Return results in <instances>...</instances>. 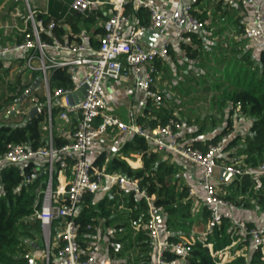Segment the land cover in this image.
Masks as SVG:
<instances>
[{
  "label": "trees",
  "instance_id": "trees-1",
  "mask_svg": "<svg viewBox=\"0 0 264 264\" xmlns=\"http://www.w3.org/2000/svg\"><path fill=\"white\" fill-rule=\"evenodd\" d=\"M3 1L0 0V6ZM16 7H19L22 11L24 10L22 0L10 2L6 7L7 14L14 11ZM62 9L64 8L61 4L55 2V0H50L49 13L36 12V22L39 23L38 30L41 40L53 45V37L55 36L63 42L75 40L81 43L80 38L74 39L73 36L79 34L80 29L78 26L83 21L80 17H69L62 22H58L61 19L58 12ZM98 12L95 13L96 16L107 19L103 16V13ZM126 12L136 16L140 25L149 23L148 14L143 9L135 11L130 5L127 7ZM91 15L88 17L83 16L87 18L84 19V22L91 23L94 19H97L96 16ZM6 17L4 16L0 20ZM53 20L56 22V27L54 30L49 31L47 26ZM66 24L71 25L73 34H68L65 29ZM27 26V31H31L30 24ZM101 33L103 35L104 30ZM23 39V33L17 34V36L11 33L4 35V31L0 30V46L12 42L22 43ZM195 39L194 34L192 43ZM92 45L97 47L99 44L92 42ZM184 46L186 45L184 44ZM188 47L186 46V48ZM30 53V51H25L18 53L14 58L0 60V159L6 154L9 144H21L31 150L48 146V139L44 135L45 132L48 133L49 131H43L42 129V123L48 120L47 108L45 107L46 98L44 96L38 95L36 97V101L43 111L37 114L34 119H29V114H11L8 118L6 117L9 108L20 102L30 86L41 77V72H32L31 82L23 85L19 77L15 80L9 79L10 67H6L5 62H17L19 66H22V70L26 71L25 64ZM238 63L240 67L235 72V89L230 90L218 86L221 91L219 108L222 112L227 107L229 109L225 129L205 142L195 140L203 134V129L193 132L189 136L187 135V139L183 140L202 151H205L210 144L222 142L223 147L218 157V166L239 163L243 169H257L264 165V50L258 59L252 56V51L249 50L238 57ZM228 67L225 70L227 72L230 71ZM77 78L78 75H71L67 68L55 69L51 74V89H71L74 87ZM238 108L239 111H237ZM60 111L61 109L58 106H53L52 136L56 148H61L70 143L71 137L66 132L68 129L74 128L77 123L75 118L69 127L63 129L58 127L60 129L55 131V128H57L55 118H57ZM239 116L250 120L247 129L241 133L235 131L236 119L241 118ZM17 117H19L20 122L17 121ZM170 119L183 122V119L175 115L174 110L164 104L163 101L156 104L155 101L151 100L146 117L138 118L137 122L144 129L151 131L158 126L167 124ZM61 129L64 133L61 132ZM183 132L182 130L180 134ZM189 137L193 141L188 142ZM132 154L141 156L143 161L141 169H132L122 159V157L127 158ZM106 160L105 153H102L95 160L94 166L102 169L106 165L105 171L108 174L119 173L128 179H136L139 181L141 189H144L148 195L155 196V205L162 206L169 214V217L164 219L161 224L162 231L188 230L193 223L200 226L209 221L210 210L207 207H204L199 215L192 216V200L189 198L188 187L178 186L174 166L161 159L156 149L144 137L138 134L129 135L119 154L113 156L108 163H106ZM72 165L71 160L63 159L61 156L54 159L53 187L57 185L59 171H64L68 178L72 177ZM133 165L137 164L133 163ZM48 166V160L45 158L34 157L22 163L19 167L10 164H5L2 167L0 182V264H31L29 252L32 243L36 242L42 233L40 221L35 217V211L41 207L44 191L48 186ZM21 172L25 175L36 173L37 177L32 183L24 184L22 183L24 177ZM117 188H112L110 195L102 197L101 191L86 193L77 205L74 220L79 228L78 242L83 252H86L94 242L102 223L107 227L116 222V219H114L116 213L112 207L118 202ZM230 189V192L226 191L225 199L234 203L236 207L259 208L260 211H264V176L258 179L249 175L235 176ZM121 193L123 194L124 204L129 210L127 213L128 222L116 225L115 230L118 233L124 232V236L120 239L118 236H111L109 251L114 253L116 251L114 245H122L117 255L124 256L130 252L129 250L135 252L133 257L129 256L127 264H152L153 249L150 247L148 232L140 229L134 235L130 226V220L136 223L140 220L142 222L147 221V202L144 198L137 197L133 192L124 193L121 191ZM65 204H68V202H65ZM250 226L253 227L251 224ZM200 228L204 229V227ZM233 235L232 222L229 219H224L220 225L212 228L210 233H206L204 241L196 240L193 243L188 264H264V256L261 251L255 250L246 237ZM233 238L240 240L238 249L246 248L244 254L227 263H221L219 258L214 259L211 256L209 246H211L213 252L229 249L232 247ZM181 240L182 238L179 235L168 237V241L171 243L181 242ZM56 254L57 250L50 254L49 264H60L57 261ZM165 257L167 264H175L180 258L171 248L165 249Z\"/></svg>",
  "mask_w": 264,
  "mask_h": 264
},
{
  "label": "built area",
  "instance_id": "built-area-1",
  "mask_svg": "<svg viewBox=\"0 0 264 264\" xmlns=\"http://www.w3.org/2000/svg\"><path fill=\"white\" fill-rule=\"evenodd\" d=\"M28 15L25 23L30 24L31 31L21 29L24 34L22 43L0 46V56L5 54L30 51L25 68L27 72L39 71L41 77L35 86L26 110L9 109L6 115L29 114L33 107H41L36 97L41 90L46 98L48 120L44 130L50 131L47 147L38 150L28 149L21 144H9L6 154L0 159V182L2 167L10 164L19 167L22 163L34 157H43L48 160L49 180L44 191L41 207L35 211V217L40 221L41 229L48 241L47 259L49 260V242L56 233L58 248L57 257L63 264H94L101 253V245L93 242L86 252H83L78 242L79 228L75 223L76 207L86 193H97L106 186L107 181L113 182L121 191L133 192L137 197L144 198L148 205L147 221L136 223L135 229L146 230L149 235L150 247L155 250L156 263L167 264L165 249L171 248L180 258V264H188L193 242L171 243L161 239L158 220L166 217L167 212L162 206L155 205V196L148 195L139 186L136 179H128L119 173L108 174L104 169H98L88 159V150L91 143L111 131L118 130L128 135L138 134L144 137L157 151H167L193 163L202 171L201 186L211 205L208 230L220 225L224 219L232 222L233 233L246 237L255 250L264 253V226L251 227L247 222L232 216L236 206L225 199L226 190L216 179L218 157L223 147L222 142L210 144L205 151L187 144L180 132L183 125L176 119L153 130H145L140 125L129 124L119 117L109 113L105 99V92L112 81L128 82L127 93H140L148 100L160 102L162 97L156 89V63L160 58H169V47L173 41L180 44H191L194 33L203 30L204 22L195 15V8L200 0H179L181 19L166 16L158 0H73L70 11L88 17L105 5H109L111 13L103 23L104 34L100 37L99 46L79 43L63 42L53 37V45L43 42L36 22V12L33 11L28 0ZM216 3H239L250 7L251 17L246 21L244 35L247 39H259L264 45V0H209ZM132 6L135 11L143 9L147 12L149 23L137 26L129 35L126 29L131 21V13L127 7ZM41 23V22H40ZM56 22L51 21L47 29L54 30ZM172 29V30H171ZM149 31H156L157 38L147 45L142 38ZM49 47L72 54H84L71 60L57 61L46 54ZM67 68L71 75L81 76L71 89H51V74L55 69ZM32 86V87H33ZM87 86L84 98L78 103H71L69 96L76 94ZM35 93V95H34ZM27 99V100H28ZM25 100V101H27ZM23 102V101H22ZM21 103V100L20 102ZM18 103V104H19ZM16 104V105H18ZM58 106L59 119L71 125L76 118L77 123L71 129V141L61 148L53 144L52 136V108ZM239 111V108L237 109ZM61 156L73 162L71 178L63 187L53 190L54 159ZM224 170L232 176L249 175L257 179L264 176V165L257 169H243L239 163L226 165ZM22 183H32L36 173L25 175ZM68 202V204H65ZM85 255V257H84Z\"/></svg>",
  "mask_w": 264,
  "mask_h": 264
},
{
  "label": "crops",
  "instance_id": "crops-1",
  "mask_svg": "<svg viewBox=\"0 0 264 264\" xmlns=\"http://www.w3.org/2000/svg\"><path fill=\"white\" fill-rule=\"evenodd\" d=\"M12 1L13 0H4L2 2V5L9 4ZM29 1L30 0H28V4L33 11L40 13H49L50 0H32L33 5L31 4V1L30 3ZM72 1L73 0H55V2L61 4L64 8L58 12V16L61 17L58 22H62L69 17H80L81 21L83 22H81L78 26L80 29L79 34L74 35L73 37L74 39L80 38L82 41L81 43L94 47L92 45V42L99 44L100 37L102 35L101 31L103 30V23L105 19L96 16L95 12L91 16H96L97 19H94L91 23L84 22V19L87 18H84L82 15L70 11V5ZM101 1L106 2L107 0ZM158 1L162 5L166 16H174L178 19H181L179 0ZM188 1L189 0H184L183 2ZM262 8L264 11V4ZM23 11L19 7H16L14 11L10 12L9 14L6 13V20H0V30L4 31V35H9L11 33L17 36V34L21 33V29H28V23H25V19L28 15V12L25 16H23ZM100 12L103 13V16L108 19L111 13V8L109 5H105L101 8L98 13ZM195 15L204 22V29L198 30L196 31V33H194L196 39L191 45L185 44L186 46H189V49L186 48L184 44H180L176 41H173L169 47V58L158 59L156 63L158 69V72L156 74V89H158V91L160 92V95L162 97L161 101H163L164 104H167L170 108H172L174 110L175 115L183 119V122L179 120L183 125V139L186 140L187 135L189 136V134L203 129V134L201 136H198L195 140L205 142L211 140L225 129L226 120L229 115V113H227V111L229 110L228 107L224 110V112H222L221 109L218 108L217 112L219 113V115L208 114L206 115V117L202 118L192 117L188 114L191 113V111L192 113H197L198 108L201 109V106L198 104L203 99L202 94L210 93L207 91H210L209 85H211V80L212 82L215 81V83L217 81L215 78L211 79L212 77H214V74L211 72L210 64L215 65V62L218 58V53L221 54L222 52H229V54L232 53L228 58L230 59L228 62H231L230 64L232 69L236 64H239L237 58L247 53L249 50L252 51V56L258 59L261 52L264 50V45L257 38L247 39L244 35L246 21L251 17L250 7L242 6L239 3H216L211 2L209 0H200L195 8ZM131 16L132 18L130 24L126 29V35H129L137 26H140V22L137 17L133 14H131ZM65 29L68 31L69 35L73 34V29L71 25L66 24ZM66 42L72 44H79L75 40H66ZM14 43L15 42L8 43L7 45H11ZM194 52H196V54L193 55ZM205 52H207L208 54L205 55ZM46 54L48 57L53 58L57 61H66L80 56H84V54H72L68 52H63L54 47H49L46 50ZM17 55L18 53H15L14 57ZM221 55L223 57V54ZM5 66L10 67V75H12V73H20L17 77L21 79L23 85L31 82L32 73L23 71L22 66H19V63L5 62ZM78 74L79 75L77 79L80 78L81 72H78ZM234 77L235 76H233V79ZM9 79L12 80V78L10 77ZM190 81L204 86L202 89L192 88L191 90V88H188V84ZM36 83H39V79L36 80L30 86V88L33 85H36ZM128 85V82L123 81H112L109 84L105 92V99L108 106V111L109 113L119 117L122 121L126 123L140 125L138 124L137 120L140 117H146L151 100H148L145 95L140 93L129 95L127 93ZM196 93L197 95H195ZM5 94L7 95L6 91ZM38 95L44 96L41 90L38 92ZM28 101L29 99L27 101L24 100L23 102H21L20 109L26 110L29 106V104L27 103ZM190 103H192L193 106H190ZM156 104H159V102H156ZM14 106L17 107V105ZM11 108H13V106L9 109ZM9 116L6 115L7 118ZM239 117L241 118L236 119L235 131L241 133L247 129L250 124V120L242 116ZM55 121L57 122V128H55V131H58V129H60L58 127H61L63 129L70 126L61 121L59 119V115L57 116V120ZM45 126L46 121L42 123L43 131H46L44 130ZM62 129L61 132H63ZM66 134L71 137V129H68ZM44 136L48 139L50 137V131L48 133L45 132ZM128 136L129 135L124 132L115 130L100 137L98 140L90 144L88 150V159L94 165L95 160L102 153H105L107 159L106 163H108V161L113 156L119 154L120 149L124 145L125 141L128 139ZM187 141L191 142L193 140L189 137ZM157 153L159 154L161 159L165 160L168 164L174 166L176 170V177L178 179V186L188 187L189 198L192 200V216L195 217L199 215L204 207H207L210 210L211 205L207 199L205 191L201 186V169L193 163L186 161L171 152L157 151ZM122 159H124L132 169H141L143 167V161L141 156L139 155L132 154L127 158L122 157ZM133 163H136L137 165H133ZM225 166L226 165L218 166L216 170V179L219 184L223 185L227 192H230V188L232 186L235 176L231 175L229 179H226V177L222 174ZM105 168L106 165L102 169L105 170ZM69 180L70 178H68L67 174L64 171H59L57 176V185L53 187V190L55 191L59 187L65 186ZM115 187L117 186L113 182L107 181L106 186L101 189V197L110 195L112 188ZM117 189L118 191L116 193V196H118V202L112 207V209L115 210L116 213L114 214V219H116V222L107 227L103 223L100 225L94 242H98L101 245V253L94 264H127V259L129 258V256L133 257L135 255V252L133 250H129L130 252L125 254L124 256L117 255L122 245L118 246L116 244L114 245L116 251L114 253H110L109 251L110 237L115 235L118 236V238L120 239L124 236V232L118 233L115 230L116 225L123 223L125 224L126 222H128L127 213L129 212V210L124 204L123 194L121 193V190H119V188ZM232 216L238 220L247 222L249 225H253V227L264 226V211H260L259 208L253 209L246 207H236L234 212L232 213ZM168 217L169 214L167 213L166 217H161L158 220L161 239L168 241V237L179 235L182 238L181 241H190L195 243L196 240L204 241L206 233L211 232L210 230H208V222H206L205 225L203 223L200 226H197V224L193 223V225H191L188 230L177 229L173 231L171 230L170 232L162 231L161 224L164 219H167ZM130 224L135 235V233L138 231L137 229H135L136 222L130 220ZM200 227H204V229ZM41 234L43 237V239H41L43 243L40 239H37L36 242L32 243L31 247L33 248L34 246V250L36 251L35 254L37 255L39 254L37 253L39 248H45L46 251L48 249V241L45 238L43 231ZM233 239L234 241L231 248L224 249L219 252H213L211 246H209L211 250V256L214 259L219 258L221 260V263H227L236 258L237 256L244 254V249H246L245 247L238 249L240 243V240H238L239 237L238 239ZM38 242L42 243L43 247ZM57 248L58 241L55 233L53 234L52 239L49 242V257L50 254L54 253V251L57 250ZM152 254V264H155L156 256L154 249L152 250ZM37 259H39V257H37ZM57 261L60 264L64 263L63 260L58 257ZM46 264H49L48 259ZM175 264H180V260H178Z\"/></svg>",
  "mask_w": 264,
  "mask_h": 264
},
{
  "label": "rangeland",
  "instance_id": "rangeland-1",
  "mask_svg": "<svg viewBox=\"0 0 264 264\" xmlns=\"http://www.w3.org/2000/svg\"><path fill=\"white\" fill-rule=\"evenodd\" d=\"M22 1L24 4V7H25L24 12H23V16H25L26 13L28 12V6H27L25 0H22ZM30 1H31V4L33 5L32 0H30ZM30 1H29V3H30ZM7 5L8 4L2 5L4 8L2 6L0 7V18L6 16ZM206 54H208V53L205 52V55ZM216 54H217V52H216ZM221 54H223V57ZM221 54L218 53V58L215 62V65L210 64L211 72L214 74L213 75L214 77H212L211 79L215 78L217 81L215 83V81L212 82V80H211V85H209L210 91H207L210 93L202 94L203 99L198 104L201 106V109L198 108L197 113H192V111L190 110L191 113H188V114L192 117H201L202 118V117H206V115H208V114L219 115V113L217 112V110L219 108V97H218V95L221 94V91H220V89H218L219 88L218 86H222V88H227L230 90L235 89L233 76H235V72H237V69L240 66H239V64H236L232 69V73H230L231 72V64H230L231 62H228L230 60L228 58L232 53L229 54V52H222ZM227 67L230 70L228 72L225 71L227 69ZM17 76H18V74H16V73H12V75H10V72H9V74H8V77L12 78V80H15L17 78ZM188 86H189L188 88H191V90H192V88L202 89L204 85H199L197 83H193L192 81H190ZM206 87H207V84H206ZM195 95H197V93ZM189 105L193 106L192 103H190ZM16 119H18L17 121L20 122L19 117H17ZM55 120H57V118H55ZM38 239H40V240L43 239L42 234H40ZM41 242H42V240H41ZM38 243L40 245H42V247H43V244H42L43 242L42 243L38 242ZM245 251H246V249H244V253H245ZM35 252L36 251L34 250V246H33V248H31V250H30V258L33 260L32 264H46L47 263V251L45 250V248L44 249L39 248V250L37 252V253H39L38 254L39 256L37 254H35ZM32 253H34V254H32ZM263 256H264V253H263ZM37 257H39V259H37Z\"/></svg>",
  "mask_w": 264,
  "mask_h": 264
},
{
  "label": "water",
  "instance_id": "water-1",
  "mask_svg": "<svg viewBox=\"0 0 264 264\" xmlns=\"http://www.w3.org/2000/svg\"><path fill=\"white\" fill-rule=\"evenodd\" d=\"M158 33L156 31H149L148 33L145 34V36L142 38V41L147 44V45H151L152 41L157 38ZM10 58H14L13 54H5V55H1L0 56V60H4V59H10ZM35 86L31 87L26 93L25 95L21 98V102L26 100L29 96L32 95L33 91H34ZM86 89L87 86L83 87L80 91H78L76 94H72L70 95L69 101L71 103H78L81 99L84 98V95L86 94ZM21 104L19 103L17 105V108H20ZM43 111L42 107L39 106H35L32 108V110L29 113V119H34L36 117L37 114L41 113ZM16 110H14L12 112V114H15ZM222 174L226 177V179H229L231 177V174L226 172L225 170H223ZM0 188H1V184H0ZM30 263H33V260L30 259Z\"/></svg>",
  "mask_w": 264,
  "mask_h": 264
}]
</instances>
